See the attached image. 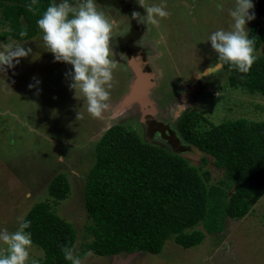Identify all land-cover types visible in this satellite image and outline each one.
<instances>
[{
    "label": "rangeland",
    "instance_id": "obj_1",
    "mask_svg": "<svg viewBox=\"0 0 264 264\" xmlns=\"http://www.w3.org/2000/svg\"><path fill=\"white\" fill-rule=\"evenodd\" d=\"M96 2L117 21L116 37L110 41L117 66L109 108L101 117L91 116L83 100L74 98L66 77L72 65L55 60L42 34L26 41L4 40L2 34L9 28L0 15V43H21L32 49L14 68L5 66V72L0 68V229L15 231L18 217L25 218L36 203L49 202L77 230L74 251L80 256L93 240L87 229L91 221L85 209L86 179L96 143L110 127L125 125L145 142L184 156L192 166L209 170L211 184L218 185L226 177L225 170L215 165L213 157L184 141L178 130L181 116L189 111L202 114L205 130L241 118L264 120V96L231 88L227 70L200 76L218 59L208 38L218 29L230 30L229 12L236 0H222V9L218 0H123L128 7L120 0ZM141 4H160L170 15L158 25L141 23L129 41L130 54L122 53L117 44L132 30V13L147 14ZM253 26L264 32V17L255 14L247 24L249 32ZM134 63L145 74L154 75L148 93L151 105L144 108L134 102L121 109L136 79ZM34 78L41 83L30 88L36 83ZM79 110L83 117L78 120ZM60 174L68 178L71 192L56 202L48 188ZM196 229L206 231L203 224ZM3 254L7 245L0 242ZM44 256L41 248L32 245L31 259L40 263ZM83 264H112V256L92 253L83 258ZM135 264H264V194L245 218H228L223 233L207 234L201 245L185 249L171 238L160 254L144 253Z\"/></svg>",
    "mask_w": 264,
    "mask_h": 264
},
{
    "label": "trees",
    "instance_id": "obj_2",
    "mask_svg": "<svg viewBox=\"0 0 264 264\" xmlns=\"http://www.w3.org/2000/svg\"><path fill=\"white\" fill-rule=\"evenodd\" d=\"M73 4L77 0H71ZM0 0L1 22L9 28L7 40L26 41L42 34L37 20L52 0ZM255 14L264 17V0H255ZM23 33V35H21ZM258 58L247 73L224 66L233 89L264 96V32L252 27ZM262 52L260 53V50ZM202 114L189 111L178 121L186 143L214 158L225 170L218 185L204 167L192 166L187 158L162 146L145 142L125 125L110 127L96 143L93 166L85 185V209L93 240L86 253L110 257L135 252L160 254L174 238L185 249L201 245L207 234H221L228 218L241 220L264 194V120L246 118L203 129ZM56 202L68 198V178L56 176L49 188ZM232 192V194L230 193ZM26 219L31 221L33 245L45 256L39 264H70L62 246L75 248L77 230L49 202L36 203ZM203 224L205 232L196 227Z\"/></svg>",
    "mask_w": 264,
    "mask_h": 264
},
{
    "label": "clouds",
    "instance_id": "obj_3",
    "mask_svg": "<svg viewBox=\"0 0 264 264\" xmlns=\"http://www.w3.org/2000/svg\"><path fill=\"white\" fill-rule=\"evenodd\" d=\"M36 3L37 0H31L27 5L28 10L34 12L33 5ZM217 6L223 8L222 0H218ZM254 7L253 0H236L234 8L229 12L233 20L230 30L218 29L208 38L218 59L200 76L213 75L225 65L241 73L250 70L258 58L255 41L250 37L247 27L248 22L255 19V13L251 11ZM143 8L147 14L133 12L132 19L147 26L158 25L161 18L170 15L160 4ZM37 25L55 60L72 65V70L66 77L70 78L68 86L73 90L74 98L83 100V107L86 105L91 116L101 117L109 108L110 89L117 66L110 44L112 38L116 37L113 30L117 21L101 10L96 0H79L78 4H73L71 0H52L37 20ZM31 52V48H26L21 43L12 46L0 43V68L4 72L5 66L14 68L20 63V58L28 57ZM34 79L36 83L30 84V88L41 83L39 79ZM82 117L79 110L78 120ZM17 219L18 227L15 231L0 229V242L7 245V254L0 255V264H39L38 260L30 258L33 245L32 233L29 231L31 221L23 216ZM61 251L70 264H83V257L76 255L73 247L65 245ZM91 254V251L86 253Z\"/></svg>",
    "mask_w": 264,
    "mask_h": 264
},
{
    "label": "water",
    "instance_id": "obj_4",
    "mask_svg": "<svg viewBox=\"0 0 264 264\" xmlns=\"http://www.w3.org/2000/svg\"><path fill=\"white\" fill-rule=\"evenodd\" d=\"M133 66V72L136 79L134 80L130 93L123 100L121 109L130 107L132 104H134V102H139L143 107L146 108L151 105L148 98V93L149 89L153 87L151 79L154 77V75L145 74L140 68L139 64L134 63ZM142 255V252H135L126 255H113L112 264H135V260H137Z\"/></svg>",
    "mask_w": 264,
    "mask_h": 264
},
{
    "label": "flooded vegetation",
    "instance_id": "obj_5",
    "mask_svg": "<svg viewBox=\"0 0 264 264\" xmlns=\"http://www.w3.org/2000/svg\"><path fill=\"white\" fill-rule=\"evenodd\" d=\"M121 4H125L123 2V0H120ZM126 5V4H125ZM126 7H128L126 5ZM132 30L128 33H126L125 35L126 36H123L124 38L123 39H120L118 41V46H119V49L123 52H127L130 54L129 51H131V47H130V42L129 41H133L134 40V37H136V33L139 31V28L141 27V23H138L136 20L132 19ZM116 35V34H115ZM120 35V34H118ZM130 36L132 37V39H130ZM117 39V38H116ZM138 41V40H136Z\"/></svg>",
    "mask_w": 264,
    "mask_h": 264
},
{
    "label": "bare ground",
    "instance_id": "obj_6",
    "mask_svg": "<svg viewBox=\"0 0 264 264\" xmlns=\"http://www.w3.org/2000/svg\"><path fill=\"white\" fill-rule=\"evenodd\" d=\"M144 87V86H143ZM143 89V88H142ZM144 108H146V107H144Z\"/></svg>",
    "mask_w": 264,
    "mask_h": 264
}]
</instances>
